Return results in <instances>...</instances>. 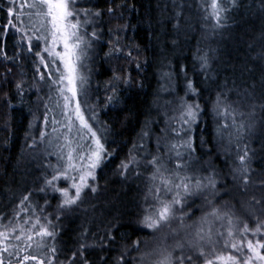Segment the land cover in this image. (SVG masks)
<instances>
[{
  "label": "trees",
  "instance_id": "16d2710c",
  "mask_svg": "<svg viewBox=\"0 0 264 264\" xmlns=\"http://www.w3.org/2000/svg\"><path fill=\"white\" fill-rule=\"evenodd\" d=\"M115 3L124 6L116 9L115 16H109L106 9L111 0H80L82 7H98L105 12L95 22L99 40H93L95 44L92 42L91 53L87 56L91 66L85 89L87 94L89 92L97 98L96 116L106 151L95 179L83 191L82 202L71 209H57L62 197L53 193L51 188L46 193L39 191L45 178L51 179L55 168L50 157L51 149L45 148V136L41 137L42 132L46 135L48 131L49 121H45V116L49 119V114H45L43 108L45 98L36 99V89L31 85L33 58H27L22 42L25 59L17 58L14 63L0 59V217L4 218L0 220V231L11 233V228L5 229L3 225L12 221L17 232L11 233L4 244L23 248L27 241L14 238L19 235V227L31 229L37 217L46 225L43 218L48 216L58 234L56 239L47 240L48 248H37L34 243L27 251L43 259L52 255L49 249L55 246L60 249L56 264H62L65 256H70L78 248L81 233L85 230L89 232L88 242L91 243L93 233L102 232L103 226L113 217L122 216L125 220L135 221L149 207L151 201L145 203L144 196L156 181L150 180L153 169L146 166L145 159L157 155L163 158L167 167L173 165L163 136L171 130V121L166 120L173 109L181 105V98L188 103H199L203 109L193 134L196 151L186 153L189 167L183 169V174L197 179L212 174L214 170L220 193L215 203L235 205L237 216L249 222L252 228L256 220L249 216L247 205L253 196L259 199L264 195L258 188L264 180V148L261 147L264 144V108L261 107L264 104V0H237L238 6L226 14L219 26L214 19H205L211 11H205L210 0H115ZM8 6V0H0V27L7 25ZM121 13L123 18H119ZM125 23L128 28L121 32V42L124 53L131 50L132 59L126 55L119 58L108 55L114 39L109 30ZM20 40V35L11 29L6 40L0 35V46H6L8 55L12 56L20 51L16 46ZM205 56L207 68L202 70L199 58ZM137 63L141 65L139 69ZM181 67L186 69V78L183 73L176 75ZM159 72L173 73L170 85L164 84L170 90L163 93L160 92ZM114 74L124 79L130 76L131 83L125 85L121 80L116 85L119 99L113 106L108 104L107 98L113 95ZM189 79L198 88L199 96L185 94ZM21 80L24 81L23 96L17 94L15 87ZM220 93L224 94L225 103L236 108L235 125L231 116L225 120L214 112L213 106ZM157 102L164 105L165 113L153 105ZM224 123L230 127L223 129ZM240 124L245 128L240 131L242 138L237 144ZM146 125L150 135L141 139L140 134ZM245 144L249 147L253 170V183L247 193L240 187L242 182L233 179V169L239 164L238 155L243 154ZM40 148L44 150L43 154L38 152ZM132 151L140 155L142 163L133 164L124 172L121 162ZM25 152L26 158L23 156ZM38 164L44 167L42 171L36 168ZM56 184L63 187L64 182L60 180ZM92 187L97 191L92 192ZM29 192L32 197L26 203L31 204L30 209L20 205L22 197ZM188 203L191 206L185 207L184 211L190 213L191 218L186 224L193 225L190 231L194 232L200 217L209 209L203 196L190 198ZM21 208L25 210L21 211ZM41 208L44 211H40ZM256 214L264 219L260 205H256ZM57 216L60 217L58 220ZM25 220L29 223L25 224ZM207 227L205 224V230ZM180 235L185 233L182 231ZM136 238V235L132 236L133 240ZM248 238L255 241L259 236L253 237L249 233ZM39 239L35 237V240ZM24 254L20 253L21 256ZM99 254V249L88 250L93 262L97 261ZM3 255L5 264L9 259L12 264H17L15 257L9 258L7 253ZM29 264L36 262L30 261Z\"/></svg>",
  "mask_w": 264,
  "mask_h": 264
},
{
  "label": "snow or ice",
  "instance_id": "6c2138e0",
  "mask_svg": "<svg viewBox=\"0 0 264 264\" xmlns=\"http://www.w3.org/2000/svg\"><path fill=\"white\" fill-rule=\"evenodd\" d=\"M8 4V22L6 26L0 27V35L6 40L11 29L21 33V40L16 45L20 51L9 56L6 46H0V59L13 63L17 58L25 59V50L21 44L24 34L32 32L34 35L27 37V58H36L34 63H36V72L40 73L39 80L47 82L44 75V70H47L49 73L47 80H51L50 87L54 85L64 101L62 115L68 121L69 131L72 130L74 117L79 121L80 128L86 129L90 134L95 144L94 149H89L87 154L79 156V166L74 163L76 157L73 155L74 150L70 148L67 154V167L54 170L51 179L45 178L44 185L39 188L42 193H46L51 188L53 193L60 194L62 200L57 205L58 210L71 209L78 202H82V193L85 188L89 187V179H95V170L101 166L104 159L105 146L101 143L97 132L93 130V126L85 119L78 96L87 94L84 88L87 78L81 70L93 40H99V35L95 30L91 32V39L88 38L87 26L94 24L104 16L105 12L98 7H82L80 0H29L27 3L21 0L19 8H26L27 12L14 11L17 0H8ZM123 6V4L117 5L115 0H111L110 6L106 9L107 14L115 16L116 9L123 8ZM237 6V0H227V3L225 0H210V3L206 4L205 11L208 12V9L211 11L208 12L205 19H214L219 26L221 21L226 18V14ZM177 15L179 16L180 13ZM24 17L27 18V22H24ZM119 18H123V13ZM16 22H20L23 27ZM127 28L128 24L125 23L109 30L114 34V39L111 41L108 55L118 58L126 55L132 59L131 50L124 53V45L121 42L120 34ZM34 40L43 41L42 52L34 51L40 46L39 43H34ZM61 47L62 51L59 50ZM137 51H139L138 48ZM199 59L201 69L207 68V57ZM136 67L139 69L141 65L137 63ZM53 71L57 73L56 77L52 75ZM9 72H11V68H9ZM180 73H183L185 78L187 77L185 68L181 67L176 75L179 76ZM172 76V72L163 74V77H166L169 82H171ZM121 80L125 85L131 83L130 76L128 79H124L121 75L114 74L113 95L107 98L109 105L114 106L118 102L119 89L116 85ZM15 87L17 94L23 96L24 81L18 82ZM185 94L199 96L198 88L190 79L187 80ZM248 94L251 95V93ZM223 96V93L217 95L213 106L214 112L217 116H223L225 120L231 116L233 125H235L236 108L225 103V99H222ZM181 99L179 117L181 129L173 131L176 136L183 135L185 137L184 143L180 147L188 149L191 154L196 151L193 146V134L198 128L199 117L203 109L199 103H188L183 98ZM73 101L75 102L74 107L72 106ZM8 104L11 108L10 101ZM57 107H60L59 101H57ZM261 107L264 108V104ZM92 119H96L95 114ZM45 121H47V116H45ZM53 123L56 121L53 120ZM29 127H32V124ZM221 127L227 129L230 125L224 123ZM244 128L245 125L240 124L237 129V144L242 138L239 133ZM149 135L146 125L145 130L140 134L141 139ZM44 136L45 133L42 132L41 137ZM231 142L229 139V144ZM203 143L204 141L201 140V144ZM133 147L135 148L136 145L134 144ZM140 147L143 148V145L141 144ZM261 147L264 148V144ZM157 150H160L159 140ZM242 151L243 154L238 155L239 164L233 169V179L241 181L240 187L243 192L247 193L249 186L253 183V170L247 144L244 145ZM168 152H175V156L181 161L176 163L175 169H169L161 156L153 155L151 159H145L146 166L153 169L150 180L153 182L159 180V184H152L148 187L144 196L145 203L151 201L149 207L135 221L125 220L122 216L113 217L103 226L102 232L93 233L91 243L88 242L89 232L85 230L81 233V242L78 248L70 256L66 255L62 264H201V260L203 264H264V219L256 214V205L261 206V213L264 214V195L259 199L253 196L252 201L247 205L249 216L255 217L256 220L255 227L252 228L249 222L242 221L237 216L235 205L229 203L217 205L215 203V198L220 193L214 170L212 174L203 178L194 179L188 175L181 176L180 171L188 168L189 162L184 160V154L177 150L176 144H171L168 147ZM61 159H63L62 156ZM169 161H171V157H169ZM130 164H138L136 158L131 155L127 162H121L120 167L127 172ZM73 171L79 172L78 178L70 175ZM139 174L137 173V175ZM60 180L71 181V183L68 187H59L56 182ZM258 188L264 193V180L260 182ZM70 189L74 190V194ZM91 191L96 192L97 189L92 187ZM200 196H203L207 201L209 210L200 217L193 232L190 229L194 226L186 224V220L191 218V214L185 212L184 209L191 206L188 203L190 198ZM31 197V192L24 195L20 200V205L30 209L31 204L26 202H30ZM243 206L245 205L242 204ZM25 208H21V211H24ZM40 211H44V209L41 208ZM59 218V216L56 217L57 220ZM2 219L4 218L0 217V220ZM43 219L47 221L46 225L41 223L40 217H37L31 229L19 227V235H15L14 238L17 241H27L23 248L17 245L9 247L4 244L9 240L11 233L17 232V227L13 226L12 221H9L8 225H3L5 229L11 228V233L0 231V245H3L0 246V264H5L4 253H7L9 258L15 257L17 264H29L30 261H35L36 264H56L59 260L60 249L55 246H51L49 249L52 255L43 259L27 251L33 247L34 243L37 248H48L47 240L56 239L58 234L54 230L52 220L48 216ZM24 223L27 224L29 221L25 220ZM205 224L208 225L207 230L204 228ZM217 224L219 227L216 226ZM182 231L185 233L184 236L180 235ZM249 233L253 237L259 236V238L255 241L249 239ZM133 235L137 236L134 240L132 239ZM35 237L40 239L35 240ZM89 249L100 250L96 262L89 259ZM21 252L25 254L21 256ZM133 253L138 255H133ZM7 264H12V260L9 259Z\"/></svg>",
  "mask_w": 264,
  "mask_h": 264
},
{
  "label": "rangeland",
  "instance_id": "374dc122",
  "mask_svg": "<svg viewBox=\"0 0 264 264\" xmlns=\"http://www.w3.org/2000/svg\"><path fill=\"white\" fill-rule=\"evenodd\" d=\"M21 0H17V5L14 7V11H24L27 12L28 10L25 9H20L19 8V4H20ZM23 2L27 3L29 2V0H23ZM24 22H27V18L24 17ZM18 24H20V22H16ZM21 27H23L22 24H20ZM15 30V29H14ZM95 30L98 34V30H96V24H91L87 26V32H88V38L91 39V32ZM83 31V29H82ZM20 35V39H21V33H18ZM34 34L32 32H27L24 34V40H23V44L25 45L26 51H27V37L28 36H33ZM34 43H39V47L35 48L34 51H40L42 52V49L44 47V43L43 41H33ZM94 43V41H93ZM92 43V45H93ZM95 44V43H94ZM62 51V47L59 49ZM129 51V50H128ZM127 51V52H128ZM126 52V53H127ZM90 49L88 50V55H90ZM45 56L47 55L46 53H42ZM36 58L33 57V60L31 58L32 61H34ZM90 63L88 61V57L84 60V67L82 68V74L88 78V74L90 73L89 67H90ZM62 67V66H61ZM162 72H159L160 75V80L162 81V86L160 88V92L163 93L165 90H170V87H166L164 86V84H167V86L170 85V82L168 81V79L166 77H163ZM39 75L40 73L36 72V63H34V70H33V78L31 81V85L34 87V90L36 89V99L41 100L42 96L45 98V103L43 105V108H45V105H47V108H45V114H49L47 121L48 122V131L44 137V146L45 148H50L51 150H49L50 152V157L53 159L54 162V168L56 170L57 169H61V168H66L67 167V154L69 149L71 148L73 151V155L74 157H76V159L74 160V163H76L78 166L80 164V160H79V156L80 155H85L89 152V149H94L95 148V144L92 141V138L90 136V134L87 133L86 129H81L80 128V124L79 121L75 120V118L73 117V123H72V130L69 131L68 129V121L67 119L62 115L63 112V104L64 101L63 99L60 97L59 92L56 90V87L53 85L50 87L51 85V80H47V77L49 75L47 70H44V75L46 77V81H40L39 80ZM52 75L54 77L57 76V73L55 71L52 72ZM88 80V79H87ZM30 85V86H31ZM86 85V84H85ZM84 85V88H85ZM88 85V83H87ZM87 90V89H86ZM70 95V94H69ZM49 97H51V99H49ZM78 99L81 100V109L82 112L85 116V119L88 120V122L93 126V130L97 132L98 137H100L101 139V143L104 144L102 137H101V130H100V126L98 124V118L96 116L97 112H98V105H97V98H95V96H91V94L88 92L87 95H80L78 96ZM57 101H59L60 107H57ZM99 103V102H98ZM160 104V105H159ZM157 102V104H153L154 106L157 105V107H159V109L161 110V113H165V107L164 105H162L161 103ZM165 104V101H164ZM72 106H75V102L73 101ZM180 106H177L176 108L173 109L172 111V115H170V117L166 120L167 122L171 121V130L166 133L163 136V143L167 146L166 150L168 151V147L171 144H176L177 145V150L182 152L184 154V160L186 157V153H189V150L186 148H181L180 145L184 143V139L185 137H183V135L181 136H176L175 135V131H179L181 129V122L179 120L180 117ZM161 107V108H160ZM50 109V111H49ZM93 114H95L96 119L93 120L92 116ZM53 120L56 121V123H53ZM169 123V124H170ZM55 129V131H54ZM159 133V132H158ZM70 142V144H69ZM106 151V149H105ZM38 152L40 154H43L44 150L43 149H39ZM136 152L132 151L128 154V156L124 159L125 162L128 161L129 156H134L136 158V160L138 161V163H142V160L139 154H135ZM169 153V152H168ZM170 155H172V160L171 161L173 163L172 164H168L169 169H175V165L178 162H181L179 158H177L175 156V152L169 153ZM24 158H26V152L23 155ZM34 156V154H33ZM61 156L63 157V159H61ZM152 157H150L151 159ZM104 160V159H103ZM102 165V164H101ZM133 164H130V167ZM129 167V169H130ZM37 169L41 170L44 168L42 166V164H38ZM99 168H97L95 170V175L97 174V170ZM122 169V168H121ZM123 170V169H122ZM124 171V170H123ZM129 171V170H128ZM125 172V171H124ZM70 175H74V176H79V172L73 171L70 173ZM180 175L184 176L183 174V170L180 171ZM94 179H89L88 183L91 184L92 181ZM64 185L61 184V186L63 187H67V181H64ZM78 182V180H77ZM179 182V181H177ZM69 184L71 183V181L68 182ZM156 184H159V180H156ZM66 185V186H65ZM71 193L74 194V190H71ZM83 194V193H82ZM23 256V255H22Z\"/></svg>",
  "mask_w": 264,
  "mask_h": 264
}]
</instances>
